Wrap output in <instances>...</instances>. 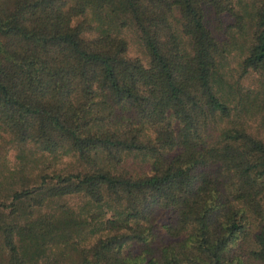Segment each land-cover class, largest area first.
<instances>
[{
  "label": "trees",
  "instance_id": "trees-1",
  "mask_svg": "<svg viewBox=\"0 0 264 264\" xmlns=\"http://www.w3.org/2000/svg\"><path fill=\"white\" fill-rule=\"evenodd\" d=\"M0 133L2 264H264V0H0Z\"/></svg>",
  "mask_w": 264,
  "mask_h": 264
},
{
  "label": "rangeland",
  "instance_id": "rangeland-1",
  "mask_svg": "<svg viewBox=\"0 0 264 264\" xmlns=\"http://www.w3.org/2000/svg\"><path fill=\"white\" fill-rule=\"evenodd\" d=\"M22 153L23 156L21 155ZM26 154H29V152L24 153L11 146L8 138L0 133V191L2 193L5 189L20 190L21 187L27 183L26 179H30L31 176H34L37 173V170L42 168L44 164L46 165L51 162L49 158L40 161H31L30 155ZM67 165L68 160L62 159L60 162L56 163L55 168L58 170L68 168ZM25 177L26 179L24 181L23 178ZM27 184L28 186H31V183ZM60 203H64L73 209H77L81 205V200L79 198H72ZM68 255L69 253L65 251L59 258L60 264L70 263V259L67 258ZM2 263L3 258L0 257V264Z\"/></svg>",
  "mask_w": 264,
  "mask_h": 264
}]
</instances>
